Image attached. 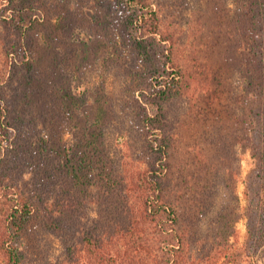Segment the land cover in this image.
<instances>
[{"label":"trees","instance_id":"16d2710c","mask_svg":"<svg viewBox=\"0 0 264 264\" xmlns=\"http://www.w3.org/2000/svg\"><path fill=\"white\" fill-rule=\"evenodd\" d=\"M81 1L0 0V264L46 260L52 235L69 264H260L264 0H205L184 64L149 4ZM107 43L139 61L141 166L111 150L104 82L73 88Z\"/></svg>","mask_w":264,"mask_h":264},{"label":"rangeland","instance_id":"374dc122","mask_svg":"<svg viewBox=\"0 0 264 264\" xmlns=\"http://www.w3.org/2000/svg\"><path fill=\"white\" fill-rule=\"evenodd\" d=\"M143 3L149 4L155 9L160 21V33L170 37L168 44L171 46V56L181 63L186 62V55L188 56L193 44L197 41L194 38L195 28L198 27L197 15L202 8L201 4H205V0H140ZM81 4L91 10L93 0H82ZM85 36V35H83ZM117 47V49H116ZM106 52L108 62L101 63L100 59L96 61L93 69H90L87 76H83L81 81L74 80V90L80 92L86 87H92L100 82H104L106 90L113 97L116 121L114 130L108 136L109 145L115 155L127 153V156L136 158L139 166L143 165L138 157L144 154V141L138 131L137 124V108L134 97L138 95V91L133 92V85L128 86L132 80V69L138 70L139 61L133 63L131 51L128 47L114 45V43H107ZM136 81L139 80L135 75ZM125 86L129 89L126 90ZM134 96V97H133ZM69 139V134H66ZM241 169L243 177L251 167L252 157L248 151L242 150ZM244 184L240 181L237 185L241 205L245 203L243 195ZM224 198V197H223ZM246 220L240 219L237 222L239 230V240H243L246 232ZM48 256L43 258L37 264H69L70 257L63 241L60 237L55 235L49 236L48 241ZM260 264H264V246L256 255ZM34 264V263H31ZM36 264V263H35ZM80 264H85L83 259ZM218 264H224L221 261Z\"/></svg>","mask_w":264,"mask_h":264}]
</instances>
